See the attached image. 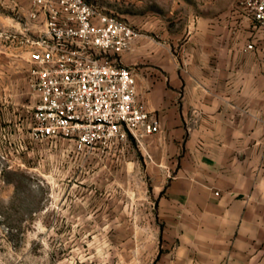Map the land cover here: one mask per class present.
<instances>
[{
  "label": "crops",
  "instance_id": "crops-1",
  "mask_svg": "<svg viewBox=\"0 0 264 264\" xmlns=\"http://www.w3.org/2000/svg\"><path fill=\"white\" fill-rule=\"evenodd\" d=\"M90 1L140 32L118 59L161 127L138 140L154 264H264V27L237 0Z\"/></svg>",
  "mask_w": 264,
  "mask_h": 264
},
{
  "label": "rangeland",
  "instance_id": "rangeland-1",
  "mask_svg": "<svg viewBox=\"0 0 264 264\" xmlns=\"http://www.w3.org/2000/svg\"><path fill=\"white\" fill-rule=\"evenodd\" d=\"M22 22L0 0V264H154L163 226L149 208L139 141L79 151L34 136L30 66L2 38Z\"/></svg>",
  "mask_w": 264,
  "mask_h": 264
},
{
  "label": "built area",
  "instance_id": "built-area-1",
  "mask_svg": "<svg viewBox=\"0 0 264 264\" xmlns=\"http://www.w3.org/2000/svg\"><path fill=\"white\" fill-rule=\"evenodd\" d=\"M10 1L23 8L19 0ZM27 1L19 34L5 31L2 38L30 66L37 139H68L84 151L161 130L159 120L136 102L133 71L119 64L118 55L139 36L137 28L90 0ZM237 5L264 27V0Z\"/></svg>",
  "mask_w": 264,
  "mask_h": 264
}]
</instances>
